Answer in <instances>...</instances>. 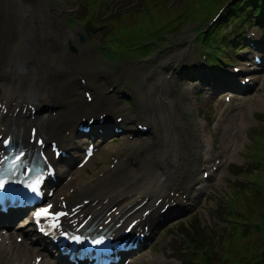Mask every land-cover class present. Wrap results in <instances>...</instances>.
Segmentation results:
<instances>
[{"label":"bare ground","instance_id":"1","mask_svg":"<svg viewBox=\"0 0 264 264\" xmlns=\"http://www.w3.org/2000/svg\"><path fill=\"white\" fill-rule=\"evenodd\" d=\"M9 1L0 0L4 8V10L0 9V62L8 60L4 65L10 70L5 75L4 83L0 86V103L7 110L3 126L6 132H10L11 135L23 141L25 140L27 126L33 123L38 125L40 133L46 139H61L69 130L64 123L69 122L73 126L79 122L82 116L87 118L96 117L98 111H93L91 104L77 101L76 107L61 106L59 115L55 118H50L46 112H41L39 109L44 102L50 97L56 96L58 94L57 91H63L61 84L50 83L49 70L56 64H62L63 67H67L71 71L76 61L85 57V53L80 51L77 57L71 58L60 49L43 43L44 41H41L43 35H40V31L37 28H33L32 25L30 26L33 12L29 11V13L24 15V18L19 19L17 16V12L20 11L19 8L16 9L17 12L13 11L14 14L10 13L11 3ZM26 6V3L19 4L18 2V7L22 10ZM38 7L41 8V5H38ZM50 34L51 32L47 30V37L50 38ZM17 64L25 67L22 74H16L13 71ZM61 94L66 96V92ZM31 95L35 97V108L37 109L33 120L29 118V111L24 106L25 98ZM250 103L256 107H263L264 100L262 95L255 96L250 100ZM15 108H18L17 112H15ZM47 108L48 110L50 109V114L57 109V107L49 105ZM242 110L241 118L245 120V124L250 117L247 100L243 101ZM219 114L218 125L226 128V133L229 134L232 145L237 146L238 152V148L245 137L243 131L240 130L239 124L234 122L236 113H231L229 116L226 112H219ZM64 146L69 151L77 149V145L74 142L65 143ZM208 146H211V144L205 145L202 149L205 162H209L212 158V151ZM75 152L79 153L78 151ZM111 152V148H102L96 156L99 160L106 161ZM237 152L235 155H237ZM188 156L185 145L174 143L171 139L167 141L165 138L163 146L159 148V163L155 167L145 169L137 164L132 169V172L122 177L121 180H117L114 172L110 170L109 174L104 176L105 178L98 181V173L107 169L106 163L97 172L92 173H85L87 167L93 168L90 164L80 169L73 167L72 169L76 170L74 173H69L71 169L69 172L60 170L58 172L59 186L56 187L51 200L55 202L59 196H63L66 201L73 202H77L81 198L89 199L88 204L81 206L79 212L73 218H77L80 213H88L91 214L93 220L97 219V225L103 224L105 219H109L107 224L118 222V219L123 214L129 212V217L139 218L137 226L140 231L143 226H147L145 237L149 238L154 235V229L157 225L156 219L162 214L160 213V208L163 204L167 203L169 205L165 211V213H168L172 208V204L181 209L183 205L191 203V200L198 199L204 193V181H197L199 187L192 191L180 183V180L184 177ZM234 156L228 155L225 162L229 159H236L237 156ZM131 160L130 157L126 159L127 162H131ZM170 161H179V168L171 169L167 165ZM222 174L221 168L217 172H211V176L216 181L222 177ZM219 183L220 181L216 184ZM69 188L73 189V193H69ZM184 194L186 195L185 201L182 197ZM157 200H160L158 204H156ZM141 201L144 202L143 205L134 209ZM111 205L116 207L115 210L105 215ZM143 209H149L150 214L143 217ZM20 223L21 227L16 232L18 235H24L26 242L23 246L11 245L12 253L3 262L10 260L14 262L24 261V264H27L28 260L31 262L30 259L33 253H41L39 249L30 247L32 244L27 242V234L31 230L30 225L26 224V221ZM7 226H9L8 223ZM123 227L124 223L116 229L121 230ZM9 235L12 237V233ZM4 239L6 237H3L0 241V257L8 254V252H5L7 248L4 245ZM45 256L46 253H44ZM144 260L139 259L131 264H140ZM150 263H153L151 259L148 260V264Z\"/></svg>","mask_w":264,"mask_h":264},{"label":"rangeland","instance_id":"2","mask_svg":"<svg viewBox=\"0 0 264 264\" xmlns=\"http://www.w3.org/2000/svg\"><path fill=\"white\" fill-rule=\"evenodd\" d=\"M152 7V3H146V9L148 11L151 10ZM169 15L165 16L164 18H160L158 16H154L152 18H150L149 15H146V18L144 17V15L137 19L134 24L131 25H124V29L125 31L127 29H131L133 27V29L135 30H140V27L143 23H147L148 27L152 30H158V29H165V30H171V29H175L178 25V23L181 21V19L176 18L177 14L174 11H168ZM187 19H191V16H186ZM197 24L195 23H190L187 24L186 27L183 29V33L182 34H178L175 37V45L172 46L171 49H164L161 52H159L154 59L148 60L146 62H144L143 64H141L140 66H137L135 62H130L127 63L126 60H123L121 65H119L118 70L114 73L115 77H119L120 76V72L122 73H127L125 72V70H129V69H133L136 67H145L148 66L153 70L152 73H156V71H162L160 64L162 62L165 61V59H170L176 63H182L181 58L187 57V54H182V52L185 50L183 49V44H184V40L185 38H189L192 36V33L190 30H192L193 27H195ZM59 29L62 30L61 25L59 26ZM157 39H153L152 41L155 43ZM77 45H79L80 47H82L88 54L89 58L88 60H86L84 62V65L87 66L86 70L88 72V74L93 78V79H98V75L100 73H102L103 71H105L108 66L107 64H105L104 61H102L100 64L97 62V55L94 51L93 47H90L89 45H87L86 43L78 41V44H74L73 47H75V50L77 52ZM69 45H66L65 47H67ZM65 47H63V50H65ZM130 53L134 54L136 59H141L142 53L140 51H134V52H127L125 54L130 56ZM108 58H111L112 60H116L117 58H119L120 54L115 53L113 51H111L110 55H107ZM131 58H134L132 56H130ZM129 77V75H128ZM147 77H151V73L147 74ZM251 132L249 131L246 134V138L248 139L251 136ZM246 139V144L244 145V150H246L247 148H249V140ZM264 188V187H263ZM218 195H222L221 192H217ZM225 194H227V188L225 187ZM248 193H246L247 195ZM221 203V199L218 201ZM223 203V202H222ZM217 204V200H213L209 203V206H213L215 207ZM221 207L223 209H226L225 207L222 206ZM257 242L259 243V248L261 247V240L257 238ZM163 244H165V242H163ZM258 247V244L256 245ZM243 257L247 256V253H243L242 254Z\"/></svg>","mask_w":264,"mask_h":264},{"label":"snow or ice","instance_id":"3","mask_svg":"<svg viewBox=\"0 0 264 264\" xmlns=\"http://www.w3.org/2000/svg\"><path fill=\"white\" fill-rule=\"evenodd\" d=\"M8 184V181L5 179H0V194L4 193L6 190V185ZM39 184V180L35 181L34 184H27V187L33 192V193H37L39 194V188L36 186ZM52 205H48L45 208H41L39 209V211H37L35 213L36 217H49V216H56L59 217L61 215H64L63 213H53L51 212L52 209ZM52 227H59L58 224H53ZM63 235L77 243L81 242L83 240V238L79 235H74V236H70L67 232H64ZM104 242V238L101 237L99 239H94L92 240L93 244H102Z\"/></svg>","mask_w":264,"mask_h":264}]
</instances>
